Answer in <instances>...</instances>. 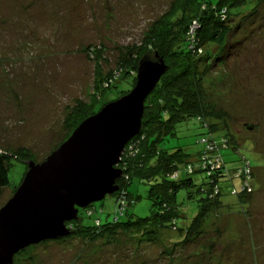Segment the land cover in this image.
<instances>
[{"label": "rangeland", "instance_id": "1", "mask_svg": "<svg viewBox=\"0 0 264 264\" xmlns=\"http://www.w3.org/2000/svg\"><path fill=\"white\" fill-rule=\"evenodd\" d=\"M176 1L0 0V152L24 159L9 162L10 184L2 192L0 209L22 183L27 163H43L69 139L72 125L67 121L77 104L89 102L98 75L109 74L128 49L140 46ZM231 21L238 26L231 51L228 45L204 49L222 56L212 72L203 71L206 109L213 115L207 120L213 134L238 139L239 147L223 150L222 156L230 174L243 167V156L250 161L251 190L242 186L241 197L232 196V184L224 179L222 199L230 205L212 211L198 231L187 232L190 222L183 234L168 227L101 228L91 234L82 228L84 233L24 248L12 264H264V1L250 0ZM191 25L190 33L201 29L198 21ZM129 87L122 79L101 101L108 104ZM203 132L193 120L181 123L168 147L195 157ZM233 184L238 188L240 181ZM146 189L138 191L129 214L150 215ZM115 202L112 194L94 203L104 210L102 222L112 220ZM193 207L188 217H194ZM79 219L85 226L94 221L85 209ZM125 221L128 216L121 218Z\"/></svg>", "mask_w": 264, "mask_h": 264}, {"label": "trees", "instance_id": "2", "mask_svg": "<svg viewBox=\"0 0 264 264\" xmlns=\"http://www.w3.org/2000/svg\"><path fill=\"white\" fill-rule=\"evenodd\" d=\"M249 1L177 0L169 13L153 23L151 33L142 39L140 46L128 49L109 74L104 77L98 75L89 102L77 104L67 121L72 125V133L84 120L107 105L102 102L104 97L109 96V91L116 88L120 80H126L130 87L120 91L117 99L111 102L133 90L139 63L144 56L159 54L169 67L146 99L140 132L128 142L121 162L116 166L123 175L117 181L119 190L113 194L116 202L112 220L102 222L100 213L103 214L104 210L93 203L85 208L86 216L94 217L92 225L85 226L80 219L66 223L73 236L82 233V228L91 234L101 228L150 231L168 227L171 230L178 228L183 234L188 222L187 232L198 231L212 211L222 205H230L222 199L221 182L224 179L232 184V196L241 197L242 186L247 192L251 190L253 168L250 161L243 156V167L230 174L222 156L223 150L239 147L238 139L225 140L223 135L213 134L208 126L207 118L213 115L206 109L203 75V71L205 74L212 72L222 57L219 54L211 56L204 49L228 45V51H231L230 39L238 28L231 21V16L242 13ZM190 12L191 16L187 18ZM194 21L199 22L201 29L190 33ZM189 120L204 130L197 139L201 147L195 157L179 147H168L170 138L177 135V126ZM16 157L24 160L18 155L0 152V200L3 190L10 184L9 162ZM196 174H200L199 177L196 178ZM235 180L240 181L238 188L233 184ZM131 186H136L134 192L130 191ZM144 186L147 187L146 199L151 202V213L140 218L128 211L137 204L140 198L138 191ZM181 191L185 194L180 195ZM239 202L242 203L241 200ZM191 204L194 205V217L187 215ZM125 216H128V221L121 222ZM181 238L184 239L180 242L184 243L189 236Z\"/></svg>", "mask_w": 264, "mask_h": 264}, {"label": "water", "instance_id": "3", "mask_svg": "<svg viewBox=\"0 0 264 264\" xmlns=\"http://www.w3.org/2000/svg\"><path fill=\"white\" fill-rule=\"evenodd\" d=\"M168 69L159 54L144 56L129 94L84 120L43 163H27L22 183L0 209V264H12L28 246L70 235L66 223L77 221L80 209L119 190L123 172L116 166Z\"/></svg>", "mask_w": 264, "mask_h": 264}]
</instances>
